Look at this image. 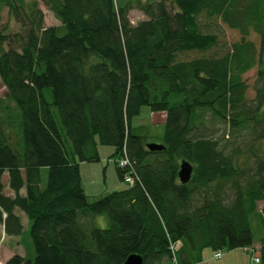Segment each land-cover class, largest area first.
I'll use <instances>...</instances> for the list:
<instances>
[{
  "label": "trees",
  "instance_id": "16d2710c",
  "mask_svg": "<svg viewBox=\"0 0 264 264\" xmlns=\"http://www.w3.org/2000/svg\"><path fill=\"white\" fill-rule=\"evenodd\" d=\"M39 2L60 26L43 25ZM4 8L25 35L0 31V81L21 133L13 142L10 117H0V223L18 236L23 212L34 251L4 264H123L132 254L174 264L176 242L175 264H193L205 249L253 245V217L264 224V158L252 149L255 166L240 165L239 150L228 152L210 126L239 135L264 122V0H0V22ZM132 8L146 20L132 25ZM215 19L240 34L223 53L208 30ZM254 67L252 107L242 75ZM143 106L165 114L162 150L131 132ZM97 145L114 148L113 158L125 148L134 183L88 203L79 165L99 160ZM182 161L192 167L185 184ZM98 215L106 228L91 226ZM259 254L264 262V237Z\"/></svg>",
  "mask_w": 264,
  "mask_h": 264
},
{
  "label": "rangeland",
  "instance_id": "374dc122",
  "mask_svg": "<svg viewBox=\"0 0 264 264\" xmlns=\"http://www.w3.org/2000/svg\"><path fill=\"white\" fill-rule=\"evenodd\" d=\"M26 2L31 0H25ZM39 9L43 13V25L48 26H60V22L54 18L52 13L39 2ZM128 20L132 25H136L142 20H146L144 14L132 8L128 12ZM208 30L215 33L218 38V46L220 51L223 53L231 48V45L237 42L240 38V34L236 30H231L227 28L220 20L210 21ZM0 31L7 35H14L19 33L25 35V28L20 22L16 21L13 17L8 15L7 9L4 8L1 13ZM62 32L60 31L59 34ZM248 40L252 41L255 48L258 50V38L253 32L250 33ZM264 56V55H263ZM187 56H180V60H185ZM256 67L249 70L247 73L242 75V80L246 83L247 89L245 91V97L247 103L250 106H254V81H255ZM47 98L50 100L49 91L46 90ZM53 112L59 123L57 111L53 108ZM147 106H143L140 113L133 117L130 123V129L133 135L147 137L150 142L159 144L161 138L164 134V122L158 121L161 117H165L164 113H159V116H155ZM0 117H10L8 124L5 126L10 133L13 142L18 140L19 123H20V111L14 106L12 101L7 98V92L0 81ZM60 125V124H59ZM213 129L214 137L220 139L222 144L228 145V152L237 148L239 150L236 157L237 162L246 168H253L255 166L256 157L251 154L250 151L255 150L256 154L261 158H264V139H257L251 142L255 134L260 130H264V122L256 127H251L241 132V134H236L229 131V128L223 124H216L210 126ZM229 142V143H228ZM97 151L99 160L96 162H90L84 164L82 168V184L84 192L88 203L95 201L98 196L102 197L114 191L123 190L127 185L118 179L116 173V167L114 165V158L112 157L114 153V148L109 146L97 145ZM47 179V169H40V186L45 188ZM99 197V198H100ZM24 219L27 220L26 216L23 214ZM256 216L253 217V223H256ZM252 223V233L253 238L256 237L257 232L254 231V226ZM91 226L104 229L107 227V218L105 215H98L92 218ZM22 243L21 246L30 255L28 258L31 260L34 257L33 246L31 238L29 235V226L24 227L21 234ZM255 240V239H254ZM19 250V249H18Z\"/></svg>",
  "mask_w": 264,
  "mask_h": 264
},
{
  "label": "crops",
  "instance_id": "0c3cea01",
  "mask_svg": "<svg viewBox=\"0 0 264 264\" xmlns=\"http://www.w3.org/2000/svg\"><path fill=\"white\" fill-rule=\"evenodd\" d=\"M154 115L159 116L160 114L155 113ZM164 118L165 117H161L160 119H158V121L164 122ZM84 164H87V163H80V165H79L81 184H82V176H81L82 172L81 171H82ZM239 164H241V163H239ZM2 183L5 186L4 193L7 196H12L13 194L8 188L7 173H4L2 175ZM82 187H83V184H82ZM83 190H84V188H83ZM20 194L23 196L25 194V190L22 189L20 191ZM99 197L100 196H98V198ZM98 198H95V199H98ZM256 206H257V211L259 213L260 210L262 209V207L264 206V200L257 202ZM15 214L20 219V223L22 226V232H23L24 227L28 228V226H29L28 221L26 219H24V217H23L24 213L23 212L16 210ZM256 218H257L256 223H253V221H251V226L253 223L254 231L257 232L256 237L254 238L255 240L253 241V246L259 247V241L261 238L264 237V224L258 216ZM21 234L18 236L6 234L5 230H4V223H0V264H4L13 255H19V256L25 257V258L29 257V255L31 253L29 254L28 252H26V250L23 249L21 246V243H22ZM214 253L215 252H213L209 249H205L202 252L201 262H195L193 264H252L250 254L245 252L242 248L233 249V250H224V251H222V255L219 259L214 258ZM28 259H31V258H28Z\"/></svg>",
  "mask_w": 264,
  "mask_h": 264
},
{
  "label": "built area",
  "instance_id": "2783aa9c",
  "mask_svg": "<svg viewBox=\"0 0 264 264\" xmlns=\"http://www.w3.org/2000/svg\"><path fill=\"white\" fill-rule=\"evenodd\" d=\"M115 163L118 168L126 171L124 175V182L129 186L133 185L134 178L130 170V161L126 154L125 148L122 149V154L115 159ZM169 248L173 255V261L175 262L174 253L180 248V243L179 242L173 243L170 245ZM243 250L251 254V260L253 264H264V262L260 258L259 253L254 248L248 246L243 248ZM220 257H221V252L217 251L214 254V258L218 259Z\"/></svg>",
  "mask_w": 264,
  "mask_h": 264
},
{
  "label": "water",
  "instance_id": "95a60500",
  "mask_svg": "<svg viewBox=\"0 0 264 264\" xmlns=\"http://www.w3.org/2000/svg\"><path fill=\"white\" fill-rule=\"evenodd\" d=\"M146 148L149 151H159L163 149V146L155 143L146 144ZM192 174V167L189 163L182 161L179 166L178 179L182 184L187 183ZM123 264H142V258L139 255L132 254L127 257Z\"/></svg>",
  "mask_w": 264,
  "mask_h": 264
}]
</instances>
